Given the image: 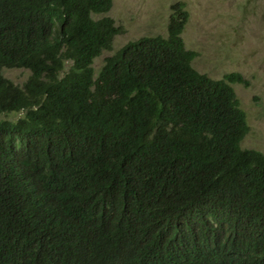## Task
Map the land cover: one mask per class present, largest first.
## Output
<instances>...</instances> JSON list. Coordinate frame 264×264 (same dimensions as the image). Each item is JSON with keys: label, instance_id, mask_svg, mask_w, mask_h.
Segmentation results:
<instances>
[{"label": "trees", "instance_id": "obj_1", "mask_svg": "<svg viewBox=\"0 0 264 264\" xmlns=\"http://www.w3.org/2000/svg\"><path fill=\"white\" fill-rule=\"evenodd\" d=\"M112 5L0 0V264H264L249 81L194 68L183 1L96 72L123 31Z\"/></svg>", "mask_w": 264, "mask_h": 264}, {"label": "rangeland", "instance_id": "obj_2", "mask_svg": "<svg viewBox=\"0 0 264 264\" xmlns=\"http://www.w3.org/2000/svg\"><path fill=\"white\" fill-rule=\"evenodd\" d=\"M177 1H183L189 13L182 37L186 47L196 51L194 68L215 79L240 72L249 81L247 86L233 84L249 124L241 146L264 153V0H113L104 15L123 31L114 37L110 50L94 59L95 71L128 41L144 35L165 36L171 5ZM29 74L24 68L3 69V75L18 85ZM1 116L16 120L20 114Z\"/></svg>", "mask_w": 264, "mask_h": 264}]
</instances>
